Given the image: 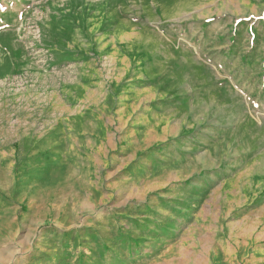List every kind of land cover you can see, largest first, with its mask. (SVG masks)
Masks as SVG:
<instances>
[{"label":"rangeland","instance_id":"1","mask_svg":"<svg viewBox=\"0 0 264 264\" xmlns=\"http://www.w3.org/2000/svg\"><path fill=\"white\" fill-rule=\"evenodd\" d=\"M0 264H264V0H0Z\"/></svg>","mask_w":264,"mask_h":264},{"label":"crops","instance_id":"2","mask_svg":"<svg viewBox=\"0 0 264 264\" xmlns=\"http://www.w3.org/2000/svg\"><path fill=\"white\" fill-rule=\"evenodd\" d=\"M73 120L69 118L61 120V123L54 124L44 134L31 138L27 146L31 149H43L44 152L40 153L42 162H47L51 157H54V161L64 159L67 153H64L63 149L66 147H89L91 143H102L100 138L105 137V126L103 129L95 128L88 120L85 124L75 125ZM100 131L103 132V136ZM41 156L37 154L34 157Z\"/></svg>","mask_w":264,"mask_h":264}]
</instances>
